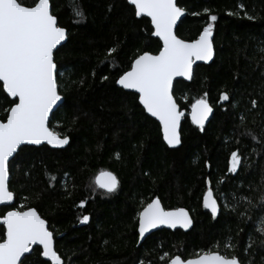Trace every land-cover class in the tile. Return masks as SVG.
<instances>
[{"label": "trees", "instance_id": "1", "mask_svg": "<svg viewBox=\"0 0 264 264\" xmlns=\"http://www.w3.org/2000/svg\"><path fill=\"white\" fill-rule=\"evenodd\" d=\"M35 2L22 0L26 6ZM177 2L187 12L177 36L194 41L211 23L216 57L195 68L191 83H175L174 97L186 116L182 145L170 149L138 96L116 83L138 55H155L162 47L150 20L138 19L127 0H51L52 14L68 35L54 55L64 102L49 125L70 143L60 150H19L9 165L15 204L1 208L0 217L11 209L35 208L54 233L64 264H168L176 255L187 260L207 251L235 255L242 264H264V236L257 231L264 208L248 209L242 219L239 213L247 205L232 212L220 199L235 193L258 203L264 193V0ZM77 7L84 13L80 22L74 17ZM113 47L117 51L109 53ZM221 92L230 100L221 102ZM205 93L213 117L201 130L188 114ZM12 101L0 82L3 122ZM233 150L242 158L235 174L228 171ZM102 172L117 177L114 192L96 184ZM209 187L221 208L215 218L203 207ZM153 199L166 210H189L192 230H161L139 245L138 214ZM232 202L229 196L227 203ZM84 215L89 221L80 223ZM229 237L234 249L227 247ZM41 253L34 248L23 264H45Z\"/></svg>", "mask_w": 264, "mask_h": 264}, {"label": "snow or ice", "instance_id": "2", "mask_svg": "<svg viewBox=\"0 0 264 264\" xmlns=\"http://www.w3.org/2000/svg\"><path fill=\"white\" fill-rule=\"evenodd\" d=\"M128 2L134 6V14L137 17L150 18L154 29L153 35L160 38L162 47L158 54L144 52L138 55L131 63L130 70L125 71L116 83L123 89L134 90V94H138L139 104L160 122L164 140L169 146L179 145L181 140L178 128L184 113L179 110L173 96L174 80L177 77L192 79L194 63L206 62L213 58L214 48L211 40L213 26L209 23L198 39L188 42L180 39L174 31L177 21L184 14V9L178 7L175 0H128ZM82 16H84L82 9L77 7L74 12L76 22H80L79 18ZM209 19L216 21L217 17L210 15ZM66 37V29L59 26L57 17L50 11V0H36L32 6H26L22 0H0V82L2 89L10 97L18 98V102L12 101L13 106L9 109L6 122H0V203H10L14 199V194L8 186L9 158L17 153L20 146L25 143L40 144L42 140H47L49 144L55 142L60 146L69 142L68 137L59 139L46 126L49 112L61 99L58 94L54 49L61 45ZM108 51L114 53L117 49L113 47ZM261 52H264V48ZM103 79L106 80L108 77ZM206 96L207 93L191 105V119L201 130L213 112ZM219 100L229 101L228 92H221ZM251 103L253 107L257 104L256 100H252ZM240 120L243 124L244 118L241 117ZM248 135H251L253 140L257 139L250 132ZM230 156L228 171L235 174L242 163V158L238 150H233ZM96 184L111 193L117 189L118 180L111 172H102L96 178ZM229 196L233 201L231 205L227 203ZM220 199L225 201L223 207L232 212H236L241 204L247 205L245 211L239 213L242 219L247 216L248 209L264 208V193H261L258 203H254L246 195L238 196L235 193H222ZM203 207L209 209L214 218L217 216L220 204L217 198H214L211 187L203 195ZM138 217V232L141 238L160 225H167L173 229L177 226L187 229L192 223L184 208L165 210L159 199L147 203ZM88 221V215L80 218V223ZM0 226L6 227V231L0 234V264H23L22 257L32 251L33 245L42 246L41 254L51 264H62L61 256L54 249V233L48 229L46 220L41 218L35 208L7 211L0 220ZM257 231L264 236V222ZM261 244H264V240ZM227 247L235 248V245L231 244V237L228 239ZM249 248L251 244L245 251L247 252ZM170 264H242V262L235 255L229 257L218 251H207L203 255L187 260L176 255L171 258ZM248 264L252 262L249 261Z\"/></svg>", "mask_w": 264, "mask_h": 264}, {"label": "water", "instance_id": "3", "mask_svg": "<svg viewBox=\"0 0 264 264\" xmlns=\"http://www.w3.org/2000/svg\"><path fill=\"white\" fill-rule=\"evenodd\" d=\"M127 2H128V0H127ZM175 2L177 3V6H178V2H177V0H175ZM128 3H129V2H128ZM129 5H131V4L129 3ZM131 6H132V5H131ZM132 7H134V6H132ZM178 7H179V6H178ZM50 11H51V13H52L51 0H50ZM186 16H187V12L184 10V14H183V15L181 16V18L177 21V25H176L175 28H174V31H175L176 35H177V29H178L180 23L182 22V20H183ZM136 17H137V16H136ZM137 18H138V19H141V18H147V19L150 20V18H149V17H146V16H144V17H137ZM150 22H151V21H150ZM151 26H152V25H151ZM152 29H153V26H152ZM153 32H154V29H153ZM67 35H68V34H67ZM153 38L159 40V41L161 42V44H162V41L160 40L159 37H156L155 35H153ZM180 39H181V38H180ZM211 40H212L213 48H214V55H213V58H212L211 60H209V61H206V62H205V61H196V62L194 63V65H193V76H194L195 68H196L197 66H200V65H210V64H212V62L215 60V57H216V51H215V46H214V35H213V33H212ZM66 42H67V37H66V40H65L64 42H62L61 45L57 46V48L54 49V55H55L56 51H57L59 48H61L63 45L66 44ZM188 42H191V41H188ZM150 54H151V53H150ZM153 55H154V54H153ZM54 62H55V59H54ZM57 71H58V68H57ZM193 76H192V79H187V78H185V77H177V78H175V80H174V86H175V83H176L177 81H184V82H186V83H191L192 80H193ZM1 83H2V82H1ZM117 86H118L119 88L123 89V87H122L121 85H118V84H117ZM123 90L126 91V92H129V93H133V94H134V90H129V89H123ZM5 93H6V91H5ZM6 94H7V93H6ZM58 94L60 95V93H59V88H58ZM7 95H8V94H7ZM135 95L138 96V94H135ZM173 96H174V91H173ZM8 97L11 98L12 100H17V102H18V98H13V97H10L9 95H8ZM60 97H61V99H60L59 101H57L55 105H53L52 110L49 112L48 120L46 121V126L48 127V129H49L51 132H53L54 134H56V136H57L59 139H63L64 137H61L58 133L52 131L51 128H50V125H49V124H50V120H51L52 115L56 112V110L58 109V107L64 102V97H63L62 95H60ZM174 99H175V101H176V98H175V97H174ZM176 102H177V101H176ZM177 104H178V103H177ZM141 107L143 108L142 105H141ZM178 108H179V110L181 111V108H180V105H179V104H178ZM144 111L146 112V110H144ZM191 112H192V109H191L190 113L188 114V116H189L190 120L192 121V119H191ZM183 113H184V116L182 117V119H181V121H180V126H179V128H178V134H179V136H180L181 143H180L179 145H176V146H169L168 143L164 140V137H163V141H164V143H165V144L167 145V147L170 148V149H178V148H180L181 145H182V135H181V130H182V124H183V121H184L185 116H186V113H185V112H183ZM146 114H147L150 118H152L153 120H155V121L160 125V122H159L155 117H152V116H151L149 113H147V112H146ZM212 117H213V112L209 115V118H208V120L205 121V124H204V125H207V124L210 122V120L212 119ZM0 122H3V121L0 120ZM5 122H6V121H5ZM192 122H193V121H192ZM195 125H196V124H195ZM196 126H197V125H196ZM160 127H161L162 136H163L162 126L160 125ZM69 143H70V139H69V142H68L67 144L62 145V146L57 145L55 142H53L52 144H49V143L47 142V140H42L40 144H29V143H25V144H23L22 146H20V148L18 149L17 153L19 152V150H20L22 147H25V146H28V147H42V146H48V147H50L51 149H59V150H60V149H65V148L69 145ZM17 153H14V154H13V157H10V158H9V160H10L9 165H10L11 161L16 157ZM113 175H114V174H113ZM9 183H10V178H9V181H8V186H9ZM9 190H10V188H9ZM105 190H106V189H105ZM10 191H11V190H10ZM13 194H14V193H13ZM214 198H216L215 195H214ZM159 200H160V199H159ZM160 202H161V201H160ZM218 203H219V202H218ZM14 204H15V194H14V199H13V201H11L10 203H0V209L3 208V207H13ZM161 206L164 208L162 202H161ZM164 209H165V208H164ZM184 209L188 212L189 217H190V219H191V221H192L191 225H190L187 229L181 228V227H179V226H177V228L173 229V228H169L167 225H160V226H158L157 228H155V229H151L149 232H147L143 238H141V237L139 236V242H138V244L140 245L141 243H143V242L145 241V239H146L147 237H149L150 235H152V234H154V233H156V232H158V231H161V230H169V231H173V232L176 231V230H181V231H183V232H189V231H191L192 228H193V226H194V221H193V218H192L191 213L189 212V210H187L186 208H184ZM11 210H16V209H11ZM165 210H166V209H165ZM172 210H174V209H172ZM206 210L211 214V212H210L209 209H206ZM9 211H10V210H9ZM36 211H37V210H36ZM220 211H221V208H219V211H218V214H217L216 217L219 216ZM37 213H38V211H37ZM38 214H39V213H38ZM39 215H40V214H39ZM41 218H42V217H41ZM0 220H2V217H0ZM46 222H47V221H46ZM47 227H48V229H49V224H48V222H47ZM138 228H139V224H138ZM49 230H50V229H49ZM5 231H6V227H5ZM138 234H139V232H138ZM36 247H39V248H41V250H42V246L33 245V246H32V251H33V249L36 248ZM54 249L56 250L55 239H54ZM32 251H31L30 253L25 254V256L22 257V261H24V259L32 253ZM202 255H203V254H202ZM42 258H43L48 264H51V262L48 261L47 258H44L43 256H42ZM183 260H184V259H183ZM62 264H64V261H63V260H62ZM168 264H170V262H169Z\"/></svg>", "mask_w": 264, "mask_h": 264}]
</instances>
